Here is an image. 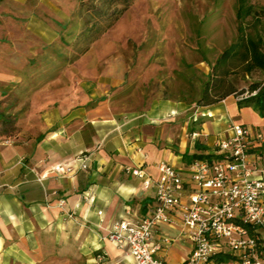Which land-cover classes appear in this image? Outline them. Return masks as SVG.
Returning <instances> with one entry per match:
<instances>
[{
    "label": "crops",
    "instance_id": "crops-1",
    "mask_svg": "<svg viewBox=\"0 0 264 264\" xmlns=\"http://www.w3.org/2000/svg\"><path fill=\"white\" fill-rule=\"evenodd\" d=\"M53 7L52 0H0V82L22 80L19 66L31 62L20 56L21 32L46 33ZM59 13L66 17L61 9ZM6 50H11V55L6 56ZM54 61L58 60L52 58L45 64ZM80 61L76 57L71 64ZM100 64L99 55L87 60L92 71H83L80 76V81L88 80L80 83L86 87L82 92L75 85L70 89L62 76L66 91L54 92L60 80L52 82V78L47 79L43 92L30 91V121L35 120L31 114L38 111V96H44L46 102L40 106L44 129L28 137H22L17 126L12 133L7 131V100L0 87V264H102L96 257L101 250L109 263L132 264L131 257L105 235L126 203L143 211L154 190L126 172L124 166L142 163L153 176L158 173L159 159L185 168L194 157H200L193 153L212 155L215 138L227 134L230 121L264 124V116L251 106L238 107L229 95L201 111L213 117L195 118L189 112V119H197L193 123L180 121L179 113L187 109L180 105L150 104L126 110L105 102L102 94L124 78L128 62L115 52L104 62L106 69L100 71ZM74 75L79 77L77 72ZM240 109L251 116L237 118ZM82 154L88 157L86 168L77 165ZM56 165H71V169L56 171ZM178 222L176 226L159 225L155 234L177 235ZM175 245L181 247L176 254L171 251ZM189 247L188 241L179 238L162 253L169 263H176Z\"/></svg>",
    "mask_w": 264,
    "mask_h": 264
},
{
    "label": "rangeland",
    "instance_id": "rangeland-1",
    "mask_svg": "<svg viewBox=\"0 0 264 264\" xmlns=\"http://www.w3.org/2000/svg\"><path fill=\"white\" fill-rule=\"evenodd\" d=\"M52 1L47 32H21L20 56L31 62L19 66L22 80L0 82L7 100L6 128L11 133L17 126L22 137L34 131L39 134L45 124L40 106L46 100L38 96V111L31 114L35 120L30 121V91L39 94L46 90L48 78L55 82L62 76L70 89L75 85L82 92L86 87L80 83L88 80L82 82L80 76L83 71H92L87 66L92 56H101L100 71L106 69L104 62L115 52L128 62L124 78L102 94L105 102L126 110L150 104L180 105L187 107L179 113L180 121L188 119L189 123L197 120L189 119V112L195 118L213 117L201 111L228 95L236 100L249 93L251 84L264 82V65L257 63L264 59V0H132L111 26L95 36L94 32H83L88 26L82 24L84 11L79 0ZM102 3L95 1L96 5ZM60 9L66 17L60 15ZM253 45L262 52L260 58L254 59ZM10 51H5L6 56ZM76 57L81 58L80 64H71ZM52 58L58 61L45 64ZM62 68L67 69L60 75ZM65 88L60 80L53 90L60 93ZM249 116L251 113L240 109L236 117ZM180 249L175 245L171 251L176 254Z\"/></svg>",
    "mask_w": 264,
    "mask_h": 264
},
{
    "label": "built area",
    "instance_id": "built-area-1",
    "mask_svg": "<svg viewBox=\"0 0 264 264\" xmlns=\"http://www.w3.org/2000/svg\"><path fill=\"white\" fill-rule=\"evenodd\" d=\"M213 145L211 156L194 157L185 168L159 159L156 176L142 163L124 166L154 190L143 211L126 203L105 235L132 264H264V124L230 121ZM87 158L78 157L79 168L87 167ZM178 219L177 235L155 234L159 225L176 226ZM179 238L189 250L169 263L162 250ZM105 253L97 259L114 264Z\"/></svg>",
    "mask_w": 264,
    "mask_h": 264
},
{
    "label": "trees",
    "instance_id": "trees-1",
    "mask_svg": "<svg viewBox=\"0 0 264 264\" xmlns=\"http://www.w3.org/2000/svg\"><path fill=\"white\" fill-rule=\"evenodd\" d=\"M96 0H81L80 10L84 11L83 24L88 28L84 33L94 32L95 34L103 31L110 26L116 18L129 6L132 0H97L102 4H95ZM105 1V2H104ZM98 29V30H96ZM95 30V31H94ZM254 59L260 58L256 45L252 46ZM257 63L264 65V59L260 58ZM230 91L225 93L228 94ZM224 97V96H223ZM238 107L251 106L260 116H264V82H255L249 86V93L236 99ZM192 156H201V153H193Z\"/></svg>",
    "mask_w": 264,
    "mask_h": 264
}]
</instances>
